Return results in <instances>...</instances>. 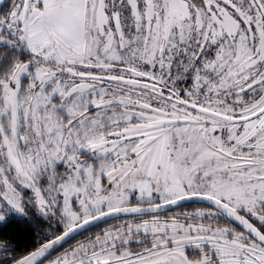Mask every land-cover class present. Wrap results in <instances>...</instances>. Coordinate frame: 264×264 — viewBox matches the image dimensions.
Wrapping results in <instances>:
<instances>
[{
	"label": "snow or ice",
	"instance_id": "6c2138e0",
	"mask_svg": "<svg viewBox=\"0 0 264 264\" xmlns=\"http://www.w3.org/2000/svg\"><path fill=\"white\" fill-rule=\"evenodd\" d=\"M0 264H264V0H0Z\"/></svg>",
	"mask_w": 264,
	"mask_h": 264
}]
</instances>
